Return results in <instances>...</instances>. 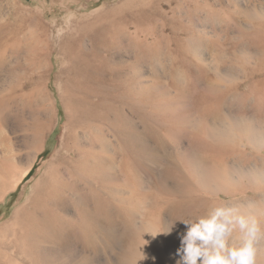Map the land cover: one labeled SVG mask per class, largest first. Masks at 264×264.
<instances>
[{
	"label": "rangeland",
	"instance_id": "374dc122",
	"mask_svg": "<svg viewBox=\"0 0 264 264\" xmlns=\"http://www.w3.org/2000/svg\"><path fill=\"white\" fill-rule=\"evenodd\" d=\"M102 26L110 32L96 47L93 37ZM113 32L119 41H113ZM0 43V101L10 92L13 97L0 127V166L6 169L0 171V226L26 204L50 163L66 156L67 137L76 133L82 144H93L97 127L114 159V220L121 211L151 242L145 241L148 251L129 249L122 242L128 230L117 220L111 252L104 253L103 246L97 252L78 248L70 264H177L184 219L165 209L159 224L149 221L152 201L145 196L186 188L174 172L178 161L187 171L212 166L229 173L218 181L222 192L205 193L206 202L251 204L247 211L264 226V0H0ZM225 68L238 72V79L223 78ZM197 79L203 84L195 88ZM207 83L219 85L215 95L227 87L237 97L221 106L197 102ZM76 85L91 91L89 105L80 102L84 93ZM80 119L104 120L82 125ZM233 122L241 127L230 128ZM166 126L173 128L169 135ZM124 127L132 147L128 178L120 172L116 137ZM196 135L212 145L219 138L221 149L205 150L207 144L193 143ZM173 222L169 234L160 233ZM258 249V264H264V240Z\"/></svg>",
	"mask_w": 264,
	"mask_h": 264
},
{
	"label": "bare ground",
	"instance_id": "6f19581e",
	"mask_svg": "<svg viewBox=\"0 0 264 264\" xmlns=\"http://www.w3.org/2000/svg\"><path fill=\"white\" fill-rule=\"evenodd\" d=\"M109 30V26H102V28L96 31L93 37L96 47L100 44L99 38L106 36L108 32H110ZM111 37L114 42L119 41L120 38L117 32H113ZM65 39L68 52L73 55V48L71 46L72 39L70 37H66ZM69 40L70 42H68ZM81 62L84 68H89L90 65L87 61L82 60ZM224 71L225 74H223V78L224 75L225 77L227 75L232 78H236L238 75V72L236 73L232 68H225ZM201 84H203L202 79L194 80L195 88H198ZM75 87L84 93V98L80 102H82L83 105H89L91 91L80 85H76ZM262 87L260 92L264 94V81L262 82ZM218 90L219 85L207 83L205 88L196 95L195 99L197 102L212 100L221 106L222 104L231 102L237 97V95L229 92L230 90L227 87L222 89V94L218 92L217 94L219 95H215ZM11 93L12 92H10L8 100L0 101V127L4 121V119H2V112L8 108L9 102L13 100ZM242 98H244L245 101L250 99L249 95H245ZM79 100H81V98ZM92 120L102 121L104 119H80L79 121L83 125L89 124ZM174 121L175 120H172V124L176 123ZM161 122V124L166 125V122ZM235 122L230 125V128L233 129L236 126L241 127L239 126L240 124H236ZM180 124H182V121ZM166 127L168 135L171 134L173 128L169 126ZM96 129L97 134L92 139V142H94L93 144H82L81 139L76 133L67 137L70 143L64 144L66 156L58 155L54 160L55 163H53L54 161L50 163V167L46 173L38 177L39 179L33 184L32 191L26 198V204L21 207V209L12 213L11 221H8L10 222L9 224H2L0 226V264H70L73 255L72 252L78 248L97 252L98 248L103 246L102 249L104 253H109L112 251L110 234H112V231L117 227V220H119L129 232V234L127 232L125 236L123 235L124 240H122V242L124 243V241H126L127 245H129L128 248L131 250L143 249V251H148L147 244L150 239H147V236H145L146 238H142V235H138L142 234L141 232L133 230L132 219L129 216L118 211L117 219L114 220V200L116 199L114 192L115 180L112 176L114 159L109 155L110 144L104 137L103 130L99 127ZM119 130V132L116 131V137L121 145L120 154L122 155V167L120 172L123 177L128 178L133 176L131 159L132 147L129 140L128 129L124 127ZM249 130L250 128H246L243 131ZM218 139L215 141L218 144L212 145L207 140L196 135L193 137V143L207 144L208 147L206 149L203 148L207 151H219L221 149L219 148L221 143H219L220 140ZM158 140L160 141L162 139ZM172 144L174 143L172 142ZM256 146L258 145L256 144ZM198 147L200 146L198 145ZM174 149L177 150V146L174 145ZM177 156L179 157V155ZM54 158L55 157H53V159ZM238 166H240V163ZM211 167L204 166L201 170L193 171L191 169L187 171L178 161V164L173 166L174 172L185 182L186 188L182 192L167 190L168 192L166 193L156 192L146 195L145 198L152 201L151 210H148L149 212L147 214L149 221L155 222L156 219L157 222L155 224H159L158 220L161 219V214L165 209L168 210L173 217H179L184 220L204 215L206 210L210 207V202H206L205 193L215 194L222 192V186L218 181H220V178L222 179L229 174L225 173L224 170V173H222ZM31 170L32 166L28 167L21 174L17 183L24 180L30 174ZM0 171L5 173L6 169L4 164L0 166ZM193 172H197L202 176H198L199 178L196 180L191 175ZM96 185H101V189L96 188ZM159 191H162L160 187ZM147 231L148 227L145 228V232ZM145 241H148V243ZM87 262H89V259L84 261V263Z\"/></svg>",
	"mask_w": 264,
	"mask_h": 264
},
{
	"label": "clouds",
	"instance_id": "9594fccd",
	"mask_svg": "<svg viewBox=\"0 0 264 264\" xmlns=\"http://www.w3.org/2000/svg\"><path fill=\"white\" fill-rule=\"evenodd\" d=\"M251 204L220 201L204 215L179 221L177 264H258V244L264 240V226L247 209ZM173 222L164 234H169ZM160 234V233H158Z\"/></svg>",
	"mask_w": 264,
	"mask_h": 264
}]
</instances>
